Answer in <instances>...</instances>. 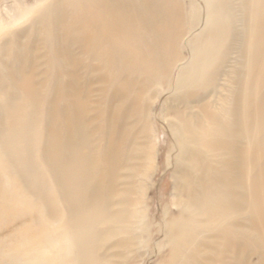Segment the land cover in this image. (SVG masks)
<instances>
[{
  "label": "bare ground",
  "instance_id": "1",
  "mask_svg": "<svg viewBox=\"0 0 264 264\" xmlns=\"http://www.w3.org/2000/svg\"><path fill=\"white\" fill-rule=\"evenodd\" d=\"M35 2L47 76L0 80V214L27 216L7 253L119 264L142 230L146 101L179 65L168 264H264V0Z\"/></svg>",
  "mask_w": 264,
  "mask_h": 264
},
{
  "label": "rangeland",
  "instance_id": "2",
  "mask_svg": "<svg viewBox=\"0 0 264 264\" xmlns=\"http://www.w3.org/2000/svg\"><path fill=\"white\" fill-rule=\"evenodd\" d=\"M37 8L35 0H0V80L4 81V85H7L6 76H31L35 85L47 76L45 48L42 41L33 34V29L29 28V18L38 15ZM26 27L28 29L23 33L22 29ZM19 48L23 49L21 54L18 52ZM15 54H18V57L15 58ZM178 66L170 76L167 75L168 78L162 76L159 83L150 88V93L153 92L155 96L146 101L148 106H152L149 116L142 120L143 124L145 121L147 124L145 165L149 169L141 176L142 181L136 184L134 196L140 201L138 208L142 209L139 224L142 230L131 238L129 245L116 248L112 252L118 253L119 256H114L113 259L119 264H168L171 257L167 225L170 217L177 214L171 191L173 172L179 169V164L176 161V139L164 120L163 113L169 101L170 89L180 72ZM166 109L165 113L170 117L171 110ZM143 124L139 123L140 129ZM2 182L4 178L0 176L1 195L7 192L1 186ZM140 191H143V194ZM10 215V211L0 214V264H35L31 258L17 256L18 258L13 259L7 253L6 250L11 246L12 234L22 227L27 217L23 215L19 219L11 220ZM255 262L256 257L252 255L250 264Z\"/></svg>",
  "mask_w": 264,
  "mask_h": 264
}]
</instances>
